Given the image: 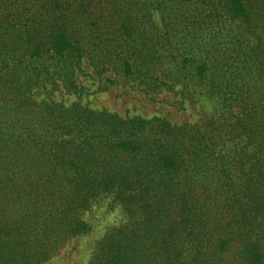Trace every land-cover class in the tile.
<instances>
[{"label":"trees","instance_id":"1","mask_svg":"<svg viewBox=\"0 0 264 264\" xmlns=\"http://www.w3.org/2000/svg\"><path fill=\"white\" fill-rule=\"evenodd\" d=\"M21 1L0 0V264H40L51 258L60 240L89 229L76 215L90 199L112 194L125 222L104 231L86 264H264V187L247 191L244 187L242 196L236 195L240 206L234 214L229 217L225 215L229 210L218 206L221 213L214 215L208 190H197L205 188L197 170L204 166L212 173L207 157L214 150L196 149V136L187 124L179 139L177 133L173 137L164 133L170 129L165 123L156 127L155 120L123 122L115 112L83 105L66 109L53 94L62 85L76 91L74 78L83 72L81 44L64 25L49 31L47 21L37 15L49 9L57 12L60 5L55 0L51 4L50 0ZM201 1L205 24L211 22L209 30L228 40L223 28L232 27L235 19L251 21L264 32V12L250 9L248 0ZM138 5L151 15L143 16L141 25L146 27L137 31L139 47L133 58L122 59L119 73L139 80L146 89L157 87L156 78L163 72V59L154 63L163 54L160 45L167 42L172 52H178L169 40L178 32L168 23L158 29L161 34L154 30L155 12L166 17L160 0H140ZM217 9L228 15L224 22L211 21L219 17ZM202 16L198 25L204 22ZM199 42L190 45L193 52L202 53L208 45ZM194 63V58H186L180 66L190 68ZM191 70L204 77L209 68L199 61ZM228 72L208 93L236 85ZM191 82L194 85V79ZM192 94H198L194 88L189 90ZM250 97L239 113L244 131L233 138L244 135L241 143L246 146L252 130L258 131L252 144L256 150L246 155L254 160L249 163L253 168L264 164V98ZM157 130L158 139L152 137ZM218 156L214 158L222 163ZM230 169L222 168L218 177L224 172L229 179ZM210 171L204 172L212 190L218 185ZM194 176L196 189L191 190L188 183ZM175 193L184 199L178 200ZM174 206L179 208L176 218L171 217Z\"/></svg>","mask_w":264,"mask_h":264},{"label":"rangeland","instance_id":"2","mask_svg":"<svg viewBox=\"0 0 264 264\" xmlns=\"http://www.w3.org/2000/svg\"><path fill=\"white\" fill-rule=\"evenodd\" d=\"M21 2L28 4L23 0ZM55 2L60 5L57 12H51L49 9V12L43 14L36 12L37 15L40 20L47 21L49 31L60 25L69 29L68 35L80 42L84 55L83 72L78 71L74 78L76 91L64 89L62 85L61 91L53 94L56 101L64 103L66 109L79 105L95 110L107 109L115 112L116 118L123 122L155 120L156 127L158 124L161 127V124L165 123L170 129L164 133L167 132L171 137L177 133L179 139L186 128L184 124H187L190 133L196 136L194 140L196 149L207 150L210 153L214 150V155L207 157V162L213 169L212 173L210 168L204 166H200V170L210 171L209 174L218 186L210 190L212 183L208 182L209 185L205 180V172L201 171L200 174V170H197L205 187L197 190L199 193L208 190L211 200L216 205L212 209L215 211L214 215L221 213L218 206L229 210L225 215L230 217L234 214V210H238L236 195L238 193L242 196L240 191L244 187L243 190L246 191L248 188L255 190L264 187V175L261 174L262 172L264 174V164L257 163L258 166L252 168L249 163L254 160L246 157L250 151L256 150L252 144L258 131L252 130L251 139L246 146L241 143L244 135L233 138L236 132L240 133L243 130L240 125L242 115L239 113L243 110L244 104L252 100L253 97L250 96L254 95L259 100L264 98L255 94L264 93L263 31L259 32L254 28L251 21L247 24L241 19H235L232 27L227 24L223 28V32L229 37L228 40L223 33L209 30L211 22L205 24L201 0H160L167 18L160 11H156L154 30L168 23L172 31L178 32L173 40L172 34L169 36L170 42L175 45L178 52H172L167 42L160 43L163 54L157 59L154 58V63L158 64V61L163 59L160 66L163 72L160 71L156 78L157 87L148 85L145 89L139 80L130 79L119 73L123 67L122 59L133 58L136 53L135 47H139L138 40L141 38L137 36V31L146 27L141 25L146 19L143 16L151 15V11H144V8L138 5L140 0H55ZM192 3L194 7L191 8ZM247 4L253 11L255 8L264 12V0H248ZM217 10L219 17L212 16L211 21L224 22L228 15L223 10ZM200 16L204 22L198 25L196 21ZM80 21L92 23L81 26ZM157 33L161 34L162 31L158 30ZM198 40L201 41L199 44L203 42L208 44L202 53L196 50L193 52L190 48V45ZM178 42L181 46L176 44ZM186 58L195 59L192 66L199 61L205 62L209 71L204 77L193 75L192 66L190 68L186 65L184 68L180 66ZM230 66H233V69L228 72ZM103 67L106 71L102 73L100 69ZM224 69L231 73L236 85L208 93L210 86L216 87L217 79L223 77ZM193 79L194 85L191 82ZM193 88L199 95H189V90ZM228 103L231 105L225 109ZM159 132L160 130H157L152 137L158 139ZM135 134L139 135L138 132ZM219 139L221 141L218 142ZM219 150L224 153L221 157L215 154ZM216 156L222 159V163L214 158ZM229 167L231 168L228 171L229 179L225 178L224 172L220 179L218 175L220 176L221 169ZM188 184L191 190L196 189L195 176ZM241 184L243 185L240 186ZM174 195L178 200L184 199L178 193ZM117 199L114 194L95 200L90 199L87 207L76 215L78 220L90 225L89 229L74 237L60 240L55 255L40 264H86L91 249L104 231L125 222L122 208L112 203ZM168 202L171 203L169 199ZM173 209L171 217L176 218L179 208L174 206Z\"/></svg>","mask_w":264,"mask_h":264}]
</instances>
